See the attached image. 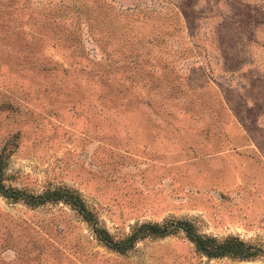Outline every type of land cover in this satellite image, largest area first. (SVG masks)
Instances as JSON below:
<instances>
[{"label":"rangeland","instance_id":"rangeland-1","mask_svg":"<svg viewBox=\"0 0 264 264\" xmlns=\"http://www.w3.org/2000/svg\"><path fill=\"white\" fill-rule=\"evenodd\" d=\"M3 148L7 188L74 190L115 239L187 221L257 254L181 230L119 252L0 192V264H264V0H0Z\"/></svg>","mask_w":264,"mask_h":264},{"label":"trees","instance_id":"trees-1","mask_svg":"<svg viewBox=\"0 0 264 264\" xmlns=\"http://www.w3.org/2000/svg\"><path fill=\"white\" fill-rule=\"evenodd\" d=\"M8 153L5 148L0 150V192L14 200H22L27 205L36 206L46 202L65 201L75 207L82 217L91 224L96 237L108 247L124 252L131 248L136 241L148 236H165L176 231H184L188 239L193 243L197 252L209 257L231 256L237 258H248L257 254L250 244L238 237H227L218 239L212 236L199 234L187 221H171L164 223L147 222L132 228L131 232L123 238L115 239L110 232L99 226L96 218L74 190L56 188L47 190L42 194H28L19 190H12L4 184V166Z\"/></svg>","mask_w":264,"mask_h":264}]
</instances>
